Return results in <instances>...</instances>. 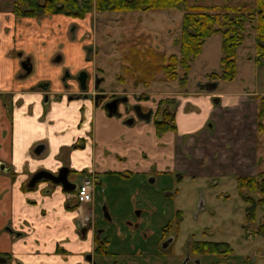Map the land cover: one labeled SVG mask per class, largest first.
Wrapping results in <instances>:
<instances>
[{"label":"crops","instance_id":"crops-1","mask_svg":"<svg viewBox=\"0 0 264 264\" xmlns=\"http://www.w3.org/2000/svg\"><path fill=\"white\" fill-rule=\"evenodd\" d=\"M30 19L0 11V89L19 87V105L9 112L0 109L1 158L17 173L12 179L10 173L0 170V256L5 259L0 264H92L87 255L98 264L94 234L91 229L82 230V213L69 193L44 180L29 188L31 175L40 169L56 171L68 166L69 179L78 184L72 176L80 175L81 179L93 174L95 187L89 210L97 227L133 235L128 221L133 220V210L142 206L144 198H137L138 180L158 165L166 167V134L172 132L174 171L189 174L188 166L192 165V172L204 168L206 173H214L216 163L228 166V161L229 167L233 165V160L224 156L239 145L235 139L244 136L243 120L251 118L249 121L254 122L255 103L249 94L237 90L219 91L215 103L208 94L187 92L179 108L181 115H186L180 119L183 123L175 124V130L158 135L153 113L148 119L127 124L123 121L125 113L109 117L90 94L68 98L69 91L61 82L63 67L75 71L85 66L83 47L63 38L54 44H40L34 34L36 28L26 27ZM27 30L29 37L24 39ZM13 48L29 56L34 68L33 74L19 82L14 80L20 69L18 59L8 55ZM56 53L63 54V63L52 60ZM41 80L49 82L47 91L30 90ZM70 89L79 93L75 82ZM93 89L90 85L89 90ZM45 93L48 98L44 101ZM141 93L150 94L143 89L133 91L132 96ZM161 98L141 99V105L144 110L151 107L155 111ZM189 106L192 108L186 109ZM223 137L230 139L229 147ZM241 146V153L248 152ZM157 172L161 175L163 171ZM103 205L109 219L103 215ZM5 225L16 233L3 230ZM125 247L124 253L136 246Z\"/></svg>","mask_w":264,"mask_h":264},{"label":"rangeland","instance_id":"rangeland-1","mask_svg":"<svg viewBox=\"0 0 264 264\" xmlns=\"http://www.w3.org/2000/svg\"><path fill=\"white\" fill-rule=\"evenodd\" d=\"M10 1L0 0L1 10L12 11ZM253 4L254 0H184L176 8L162 10H92L83 18L57 14L31 18L27 22L26 27L36 28L34 34L38 37L37 40L41 41L40 44L43 41L54 44V41L63 38L82 45L83 53L86 52L85 66L104 79H101L100 85L107 89L117 88L119 92L128 94L130 105L142 104V101L137 100L139 95L154 99L160 96L172 99L170 104L174 111L175 124L183 123L180 119L186 113L181 115L179 108L187 92L208 94L214 103V99L219 98V91H243L253 99L254 122L249 121L251 118L243 120L244 136L236 138L235 143L239 145L235 144V148L227 150L224 156L225 159L230 157V160H233L230 167L226 160L228 166H219L216 163L218 169L214 173H206L204 168H201L199 173L197 169L192 172V165L188 166L189 174L174 171L171 164L172 132L166 134V167L158 165L159 167L151 170L150 175L142 176L138 180L140 194L137 198L144 197L141 205L145 208L141 227L150 235L143 244V248L150 250L146 251L150 253L147 256L154 255L157 247L161 246L162 241L157 243L159 226L180 210L182 219L178 230L173 232V252L181 255L189 240L225 241L232 249L230 256L225 259L229 264H264V233L256 232L258 226L264 222V207L257 209L254 221L246 223V203L238 195L236 186L238 176H251L264 171V133H257L255 126L257 102L264 96V58L262 63L255 61L252 25L247 23L245 40L237 47L236 74L232 80L210 76V73L220 71L222 40L219 32L204 41L201 52L191 62L184 86L180 85L178 79L167 80L161 69L169 54L179 52L177 39L182 16L189 6L238 5L250 10ZM27 32L28 30L24 31L22 38L29 37ZM210 82H218V87H200ZM143 89L150 94L132 96L133 91ZM191 108L186 107L188 110ZM250 110L253 111V106ZM131 111L133 114V110ZM236 135L234 132V136ZM224 142L228 144L227 147L231 145L230 139L224 138ZM240 142L245 144L241 146ZM240 146L242 149L247 148L248 152L241 153ZM179 164L182 163L178 162ZM208 166L205 165V168ZM157 171L164 173L159 175ZM79 176L71 178L79 182ZM138 246L137 249L141 247ZM123 258L124 256L119 257L121 260ZM152 264H161V261L157 259Z\"/></svg>","mask_w":264,"mask_h":264},{"label":"trees","instance_id":"trees-1","mask_svg":"<svg viewBox=\"0 0 264 264\" xmlns=\"http://www.w3.org/2000/svg\"><path fill=\"white\" fill-rule=\"evenodd\" d=\"M184 0H11L12 12L16 17H45L57 14L73 18H83L92 10L97 12L148 11L176 8ZM254 30L255 61L262 63L264 58V0H254L248 10L238 5H191L184 12L180 34L177 39L179 52L169 54L161 66L167 80L178 79L185 85L191 62L201 52L204 41L219 32L221 35L222 56L220 71L210 73L211 77L232 80L236 74L237 47L245 40L246 25ZM264 64V62H263ZM181 72V76H179ZM216 83V82H215ZM146 96L139 95L138 99ZM170 98L157 103L153 124L158 135L175 130L174 111ZM256 132L264 133V96L257 102ZM238 195L246 203L245 222L255 220L259 207H264V171L251 176H238ZM257 234L264 233V222L258 226ZM216 253L230 256L232 249L228 243L215 242ZM99 247L96 244L95 251ZM225 264H229L227 260Z\"/></svg>","mask_w":264,"mask_h":264},{"label":"flooded vegetation","instance_id":"flooded-vegetation-1","mask_svg":"<svg viewBox=\"0 0 264 264\" xmlns=\"http://www.w3.org/2000/svg\"><path fill=\"white\" fill-rule=\"evenodd\" d=\"M0 11H1V8H0ZM84 54H85L84 61H86L85 60L86 52ZM8 55L12 56L13 58L18 59V67L20 69H18V71L14 75L15 81L19 82V80H23L26 77L33 74L34 68H33V65H32V62L29 56L27 55L23 56L22 51H18V49H15V48H13L12 50H9ZM52 60L55 63H60V64L63 63V54L56 53L53 56ZM26 68L30 69V71L26 72ZM63 68L64 69L61 75V82L63 84L64 89L69 91L67 92L69 93L68 98H73V97H78V96L85 98L87 97L88 94H90L94 103L97 105L101 104L102 107L105 109L106 114L109 117H112V116L118 117L122 115L123 113H125L126 118L123 121L127 124H131L134 121V119H139L136 115L133 105L129 104L128 94L121 93L116 88L107 89V88L102 87L100 83H101V79L102 80L104 79L98 77L96 73H93L86 66H83L80 69H76L75 71H71V68L69 66H65ZM82 76H86L85 89H82L80 87L79 77H82ZM72 81L75 82L77 85L78 92H79L78 94H76L72 89H70L73 84ZM90 85H92V87L94 88L92 91L89 90ZM48 87H49V82L41 80L37 82L35 85L30 86L29 88L30 90L46 89L44 91H47ZM58 96L59 95H57V97ZM47 98H48V93H45L43 95V100L45 101L47 100ZM145 98L147 97L140 98V99L137 98V100L141 101V99H145ZM163 98H167V97H163ZM107 103H109L110 105H112L113 103H116L118 114L109 113L108 110L104 107ZM138 104L141 106L143 113H146L148 109L151 108L149 107L147 110H144L142 105L140 103ZM18 105H19V87L18 88L10 87L5 90L0 89V109L3 107L9 112L11 109H14ZM121 105L123 106L121 107ZM131 110H133V114ZM155 112L156 110L153 111L152 109L150 113V115H152L153 113L152 115L153 118L155 116ZM9 127H11V124ZM6 131L7 130L5 129L4 132ZM3 153L4 151H2V144H0V170L10 173L12 179H16L17 173L14 171L12 165L7 164V162L1 158ZM42 180L46 181L47 183L51 185H54L49 180H45V179H42ZM40 181L41 180L37 181L35 185L39 183ZM35 185L33 187H35ZM54 186L60 187V185H54ZM33 187H29V188H33ZM66 193L68 194L69 192L66 191ZM144 211H145V208L143 206L136 207L133 210V220L128 221L131 230L134 231L132 232L133 235H130L123 231H117L116 228L107 229V228L97 227L95 216L94 218H92L89 224H86L85 226H83L82 228L83 231L91 229L92 233L94 234L95 247H96V244L99 247L98 252L95 251V247H94V252L99 257L98 264H152L157 259L161 261V264H225L226 263L225 259L227 256H225L224 253H216L215 248L213 247V244L215 242L227 243L225 241L189 240L190 242L187 243V246L185 247L181 255L172 251L171 244L174 239L173 235H175V233L173 232L178 230L181 219H182V213L180 210H177L174 216L168 218L167 222L159 226V235L157 237V240H158L157 243L159 244L162 241V243L160 244L161 246L159 248L157 247L156 249L157 251H155L156 253H154V255L147 256V254H150V253H146V251H150V250L143 248V244L146 242L145 240L150 235L146 230H142V227H141V222L143 220L142 216H143ZM3 230L8 231L9 233H12V232L16 233V231L13 230V228L10 225L3 226ZM117 240H119L120 242H118ZM128 240L130 241L132 240V242H129ZM134 241H135V244H134ZM132 244L134 246L139 245L141 247L138 249L137 247H135L134 250L126 251L124 253V250H123L124 247L127 245L130 246ZM120 256L122 257L124 256L123 260L119 259ZM87 258L93 264L94 261H92L91 256L87 255ZM3 261H0V262H3Z\"/></svg>","mask_w":264,"mask_h":264},{"label":"water","instance_id":"water-1","mask_svg":"<svg viewBox=\"0 0 264 264\" xmlns=\"http://www.w3.org/2000/svg\"><path fill=\"white\" fill-rule=\"evenodd\" d=\"M29 71H30V69L26 68V72H29ZM85 80H86V76L79 77L80 87L82 89H85ZM215 85H216L215 82H210V83L202 84L201 87H204L206 89H212L215 87ZM214 100H215V102H218L219 99L215 98ZM105 107L109 113L118 114V111L116 108V103H113L112 105L107 103L105 105ZM133 108L135 109L136 115L139 119H148L149 115L152 111V109L150 108V109H148V111L146 113H143L141 106L139 104L133 105ZM69 172H70V168L68 166H61L56 171H48L45 169H40V170L35 171L31 175L29 182L27 183V186L33 187L37 181L45 179V180L51 181L54 185H60V187L63 191L71 192V191L75 190L76 183L72 182L69 179V177H68ZM102 209H103L104 217L106 219H109V215L107 214V211L105 210V205L102 206ZM3 260L4 259L2 257H0V261H3ZM93 264H95V263L93 262Z\"/></svg>","mask_w":264,"mask_h":264},{"label":"built area","instance_id":"built-area-1","mask_svg":"<svg viewBox=\"0 0 264 264\" xmlns=\"http://www.w3.org/2000/svg\"><path fill=\"white\" fill-rule=\"evenodd\" d=\"M95 178L93 174H85L79 181L74 192L68 195L73 199L74 206L81 211L80 222L82 225L89 224L92 220L89 205L93 201Z\"/></svg>","mask_w":264,"mask_h":264}]
</instances>
